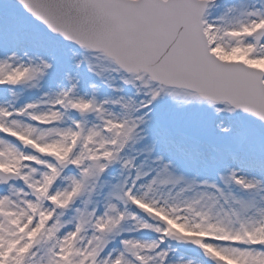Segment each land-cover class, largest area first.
<instances>
[{"label":"snow or ice","instance_id":"snow-or-ice-1","mask_svg":"<svg viewBox=\"0 0 264 264\" xmlns=\"http://www.w3.org/2000/svg\"><path fill=\"white\" fill-rule=\"evenodd\" d=\"M0 264H264V0H0Z\"/></svg>","mask_w":264,"mask_h":264}]
</instances>
